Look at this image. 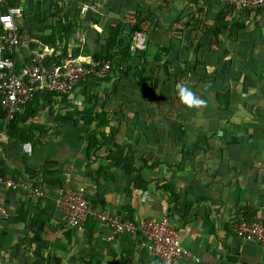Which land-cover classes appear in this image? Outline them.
I'll use <instances>...</instances> for the list:
<instances>
[{
    "label": "crops",
    "instance_id": "crops-1",
    "mask_svg": "<svg viewBox=\"0 0 264 264\" xmlns=\"http://www.w3.org/2000/svg\"><path fill=\"white\" fill-rule=\"evenodd\" d=\"M14 4L22 11L15 23L27 45L17 55L24 60L43 46L63 56L95 59L104 50L96 39L106 25L119 23L124 35L139 12L148 27L145 64L152 59V65L138 71L145 70L142 79L155 83L173 112L140 119L120 112L116 103L130 102L134 111L145 103L117 99L111 101L116 113L105 116L110 126L98 125L118 83L110 74L70 96L37 98L20 110L3 142L0 175L46 196L37 199L0 185L6 211L0 216V264H163L132 235L111 236L93 220L67 227L55 206L63 186L82 191L96 209L124 220L168 216L181 245L198 259L176 264H264V250L230 233L239 219L264 222V7L240 12L218 1L195 0ZM81 5L93 9L81 13ZM70 25L65 38L63 29ZM50 33L55 45L40 38ZM157 45L166 49L160 61L154 58L157 49L151 51ZM134 71L126 75L139 80ZM177 84L205 103L186 110L176 93L173 106L170 92ZM147 95L144 101L154 103ZM190 119L196 124L187 131L183 126ZM179 126L182 148L173 142Z\"/></svg>",
    "mask_w": 264,
    "mask_h": 264
},
{
    "label": "built area",
    "instance_id": "built-area-1",
    "mask_svg": "<svg viewBox=\"0 0 264 264\" xmlns=\"http://www.w3.org/2000/svg\"><path fill=\"white\" fill-rule=\"evenodd\" d=\"M200 2L218 1L237 11H255L264 7V0H195ZM91 5H81L80 12L92 10ZM21 8H8L0 14V110L3 118L0 125V155L7 128L16 114L39 98H64L73 94L81 85L92 79H101L112 71L113 55L105 60L90 57L62 56L60 52L43 46L30 53L28 60L18 57L19 49L26 48L20 28L15 19L21 16ZM144 48L143 33L134 32L129 51ZM128 57L124 58V61ZM0 185L7 188H21L30 197L44 199L45 193L38 188L24 184L16 185L8 177L0 175ZM55 206L61 222L69 228H81L90 220L107 228L111 236L129 234L139 239L140 248L163 264H176L182 260L198 259L179 241L178 234L171 227L170 218L133 221L110 215L96 209L82 191L63 186L55 197ZM6 214L0 203V216ZM232 236L253 243L264 250V222L261 219H239L230 227Z\"/></svg>",
    "mask_w": 264,
    "mask_h": 264
},
{
    "label": "rangeland",
    "instance_id": "rangeland-1",
    "mask_svg": "<svg viewBox=\"0 0 264 264\" xmlns=\"http://www.w3.org/2000/svg\"><path fill=\"white\" fill-rule=\"evenodd\" d=\"M10 0H6V2H8ZM14 1H17V0H14ZM5 3H1L0 2V13L2 12L1 9L2 7L5 6ZM132 25V24H130ZM99 30V34H102L103 33V29H98ZM133 36V35H132ZM71 39V37H69ZM132 38V37H131ZM146 49V42H144V48H140V51H144ZM156 48L153 47L151 48V51L152 52H155ZM63 56V55H62ZM114 61V62H113ZM118 61V55H113V60L111 61L112 63V71L110 73H108L107 75H111L110 78H114L117 83V87L115 90L110 89L109 91V102L113 101L114 103H116L117 99L118 101L121 100V99H125L126 101H128L129 99H132V98H136L140 101H142L143 103L145 104H141L139 106V109L138 111H134L133 108L131 107V103L129 102H126V104L122 105L120 102L119 103H116L118 106V108L120 109V112L126 114V113H131L133 114L134 116H139L140 119L143 118V114L144 116H151V117H156V116H159V115H165V114H170V112L172 111L173 112V109H170L168 107H165L162 103L163 99L165 98V96H162V95H159V90L157 89V86H153L155 85V83L152 81V80H149L150 82H145L144 79L142 78H139V80H136L134 79V77L130 74V75H126V73L129 74V72L126 71L125 67L124 66L121 68L119 66V62ZM126 61V60H125ZM124 61V62H125ZM187 62V61H186ZM195 63L194 62V59L191 57V62L190 63ZM114 63V64H113ZM127 63V62H126ZM145 65V67L147 68L149 65H152V59H151V62L149 64V60L147 62V64L143 63ZM142 65V64H141ZM140 66V65H139ZM148 69V68H147ZM122 71H124V73L120 74ZM131 72H133V70H130ZM133 77V78H132ZM155 75L152 79H155ZM172 92V94H171ZM170 92V95L172 96V103L174 102L173 106H175V102H176V96L175 94L177 93L176 90H173ZM140 93V94H139ZM148 94V95H151L153 96L152 99L154 100V103L152 104H149L148 101H144L145 100V95ZM147 95V97H148ZM150 96V97H151ZM169 95H167L168 97ZM82 98V101L81 103L84 105L85 102H86V99L84 96L81 97ZM84 99V100H83ZM89 99V98H88ZM148 99V98H147ZM112 103V102H111ZM114 103H112L111 105H109L108 109L106 110H102L100 113V115H102V119L101 121L99 122H96L98 125L100 126H110L109 122L110 120L107 119V116L108 114H112V113H116L115 109L112 108V107H115L114 106ZM84 108V107H83ZM112 108V109H111ZM186 110L189 109V107L185 108ZM115 110V111H113ZM149 110L151 111L149 113ZM149 113V114H148ZM194 113V112H192ZM85 114H89V113H85ZM146 121L148 124V120H144ZM177 122V121H176ZM171 123V121H170ZM164 124H168V123H162V126H164ZM184 123H181V122H178V125H183ZM192 124H196L195 122H193L191 119H190V123L188 122L187 124H185L183 127L185 128V130L187 131H192L191 128H192ZM189 126H191L190 128H188ZM176 130V129H175ZM182 132V129H181V126L178 127V130H177V136H174V140L173 142L176 144L177 147H184L180 142H179V139H178V136L179 134ZM147 133V132H146ZM144 140L147 141V142H150V138L149 136H145L144 137ZM151 150H155V146H151L149 147ZM163 148H165V146H163ZM139 156H141V160L142 161H146V159L144 158V156H147L145 154H140Z\"/></svg>",
    "mask_w": 264,
    "mask_h": 264
},
{
    "label": "trees",
    "instance_id": "trees-1",
    "mask_svg": "<svg viewBox=\"0 0 264 264\" xmlns=\"http://www.w3.org/2000/svg\"><path fill=\"white\" fill-rule=\"evenodd\" d=\"M14 0H10L6 2V5L2 7L1 11L4 13L6 12L7 8L15 6ZM66 16V15H65ZM132 21V22H131ZM131 24L127 26V32L122 35L123 29L121 25L117 22H112L104 28V33L102 36L98 35L96 40H99L103 42V53L99 55H95V60H105L107 55H118V61L119 66L122 68L123 65L127 66V70H136L134 71V76H137L139 78H143L144 69H141L138 71L139 65L144 66L143 63L146 62V56L147 55V48L144 51L139 52L140 50H136L133 54L129 51L130 44H131V37L134 32H141V33H147L148 27L145 25V19L140 15L138 12L137 15L131 19ZM74 25H70L67 27H64L63 29V35L65 38H68L72 28ZM1 31V29H0ZM42 41L46 44L55 45V38L53 34L46 35L45 37H40ZM157 49L156 53H154V58L156 61L161 60V53L166 52V49L164 47L160 46H153ZM77 52H75L73 55H76ZM128 57V60L124 62V58ZM114 62V61H113ZM127 62V63H126ZM137 62V63H136ZM114 64V63H113ZM142 64V65H141ZM3 118V114L0 110V125ZM15 119V118H14ZM14 119L10 122L7 128V132L10 133V127L14 121ZM123 162L127 163L124 159ZM246 219V218H245Z\"/></svg>",
    "mask_w": 264,
    "mask_h": 264
},
{
    "label": "clouds",
    "instance_id": "clouds-1",
    "mask_svg": "<svg viewBox=\"0 0 264 264\" xmlns=\"http://www.w3.org/2000/svg\"><path fill=\"white\" fill-rule=\"evenodd\" d=\"M177 96L181 104L187 107L201 106L205 102L197 97L185 84H177Z\"/></svg>",
    "mask_w": 264,
    "mask_h": 264
}]
</instances>
